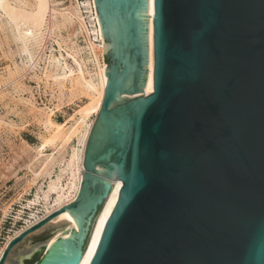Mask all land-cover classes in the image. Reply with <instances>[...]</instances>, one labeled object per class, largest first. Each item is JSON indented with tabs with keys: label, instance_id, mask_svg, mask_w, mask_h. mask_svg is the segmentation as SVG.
<instances>
[{
	"label": "water",
	"instance_id": "95a60500",
	"mask_svg": "<svg viewBox=\"0 0 264 264\" xmlns=\"http://www.w3.org/2000/svg\"><path fill=\"white\" fill-rule=\"evenodd\" d=\"M94 3L107 83L78 193L0 264H79L115 179L89 264H264V0H153L147 95L148 1ZM64 211L76 231L48 224Z\"/></svg>",
	"mask_w": 264,
	"mask_h": 264
},
{
	"label": "bare ground",
	"instance_id": "6f19581e",
	"mask_svg": "<svg viewBox=\"0 0 264 264\" xmlns=\"http://www.w3.org/2000/svg\"><path fill=\"white\" fill-rule=\"evenodd\" d=\"M147 15H148V71L143 88V94L147 95L153 89V0H147ZM95 4V3H94ZM0 16H5L0 22V32H3V38L0 35V48H3V41L10 47V43L16 46L15 52H10L11 55L18 56L25 55L26 60L30 62L28 68L32 67V54L36 48H40L41 41L45 36H51V33L60 25L68 26L74 31L78 29L82 32L88 43L89 54L92 56V62L95 67V77L84 68V59H78L80 49H71L66 45L65 53H61L60 58L48 57V73L46 78L52 81V85L56 87L59 100L67 98L72 100L80 96H85L87 102L76 113L77 117L73 119L72 123L67 126L65 123H56L51 120L52 110L48 112L40 110V114L44 116L45 125L51 129L49 137L43 139L38 146H30L31 154L28 156L26 169L32 173V181L35 182L39 177L47 176L48 182L46 190L40 186L41 198L43 205L39 210H32L30 212V223H36L41 220L42 216H46L60 207L72 202L79 190L80 182L84 172L83 157L88 141L91 128L94 121L87 122L91 115L98 114L102 105L104 91L107 83V76H105L106 63H101L100 55L103 57L102 37L99 16L96 11L89 15L88 23L80 13L77 6H69L67 8L59 9L56 7L53 0H0ZM60 19V20H59ZM99 42H95L94 38ZM61 47V46H60ZM10 49V48H9ZM61 49V48H60ZM67 58H72L75 67L68 65ZM21 63L24 65L26 62ZM17 69V67H16ZM12 74V73H11ZM10 74V75H11ZM69 82L70 88H66V83ZM73 137H77L78 147H70L71 153L66 158L65 149ZM58 141L56 145L57 155L55 153H45V147ZM69 148V149H70ZM28 151V150H27ZM59 166L58 172L55 174V167ZM43 185V184H41ZM122 182L119 179L113 181V186L108 197L105 199L99 214L92 226L83 256L79 264H89L98 241L100 239L104 224L109 217L113 207L115 206ZM36 198L40 200V196L36 194ZM35 201V200H34ZM33 203V202H32ZM34 204V203H33ZM35 205V204H34ZM39 208V207H38ZM68 221L67 227L77 230L74 219L71 215L64 211L54 217L48 222L51 226H58L62 222ZM20 231H15L13 235H17ZM52 236L47 242L49 246L59 235ZM69 235H65L68 237ZM13 236H10L6 243ZM0 249V255L6 245Z\"/></svg>",
	"mask_w": 264,
	"mask_h": 264
},
{
	"label": "rangeland",
	"instance_id": "374dc122",
	"mask_svg": "<svg viewBox=\"0 0 264 264\" xmlns=\"http://www.w3.org/2000/svg\"><path fill=\"white\" fill-rule=\"evenodd\" d=\"M53 3L59 9L74 5L71 0H53ZM4 18L5 16H0V22ZM0 35L3 38V32ZM87 40L79 28L73 31L68 26L60 25L50 37L45 36L40 42V48H36L32 54L31 63H34L30 69V62L25 55L20 57L10 54L15 52L14 43H10L9 47L3 41V48H0V249L6 243L7 235L12 236L20 225L18 219H24L32 210H40L43 205L40 186L46 190L49 179L42 176L33 182L32 173L25 167L31 154L29 145L38 146L51 134L40 110H52L51 120L68 126L78 116L76 112L87 102L83 95L72 100H67L66 97L59 100L56 87L52 85L50 78H46L48 57L60 58V51L65 53V44L72 50L78 48V59H84V68L95 77ZM99 60L103 63L104 56L100 55ZM21 61L26 64L23 65ZM66 61L69 66L75 67L72 58L66 57ZM65 87L70 88L69 82ZM93 119L95 115L89 116L87 122L90 123ZM57 144L58 141L48 144L45 153L57 155ZM70 147H78L77 137H73L66 146V158L71 153ZM58 169L57 165L55 174ZM36 194L40 196V200L36 198Z\"/></svg>",
	"mask_w": 264,
	"mask_h": 264
},
{
	"label": "built area",
	"instance_id": "2783aa9c",
	"mask_svg": "<svg viewBox=\"0 0 264 264\" xmlns=\"http://www.w3.org/2000/svg\"><path fill=\"white\" fill-rule=\"evenodd\" d=\"M72 3L77 6L78 10L80 11L81 14H83V16L85 17L87 23H88V26L90 27V19H89V15L91 14H94L95 13V4H94V0H71ZM94 38V37H93ZM95 42H99L98 39L94 38ZM42 213H40V217L41 219L44 217L41 215ZM32 218L30 217V215L28 214L24 219H18L19 220V223L20 225L17 226L16 228V231H22L24 230L25 228L33 225V222L30 223V220ZM38 222V221H37ZM35 224V223H34ZM15 231H13L14 233ZM14 236V235H12ZM10 236L7 235V239L9 238ZM10 240V239H9Z\"/></svg>",
	"mask_w": 264,
	"mask_h": 264
}]
</instances>
